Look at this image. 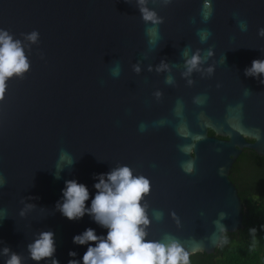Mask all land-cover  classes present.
Returning a JSON list of instances; mask_svg holds the SVG:
<instances>
[{
    "label": "water",
    "instance_id": "1",
    "mask_svg": "<svg viewBox=\"0 0 264 264\" xmlns=\"http://www.w3.org/2000/svg\"><path fill=\"white\" fill-rule=\"evenodd\" d=\"M149 7L163 17L152 34L136 0H0V29L22 41V34L39 33L25 49L30 70L8 80L0 100V249L9 246L22 264H51L32 260L27 249L49 230L59 264H82L88 245L73 237L87 228L106 236L107 229L87 213L69 220L56 204L65 181L75 179L87 186L90 207L98 174L118 165L150 181L142 201L148 239L168 233L190 254H211L225 232L243 227L230 173L245 148L264 156V83L244 71L264 59V0H150ZM204 31L210 36L202 43ZM185 46L189 55L214 53L207 61L213 75L194 72L191 86L181 76ZM162 59L175 85L155 72ZM61 150L75 159L71 166ZM29 202L36 206L21 216Z\"/></svg>",
    "mask_w": 264,
    "mask_h": 264
},
{
    "label": "clouds",
    "instance_id": "2",
    "mask_svg": "<svg viewBox=\"0 0 264 264\" xmlns=\"http://www.w3.org/2000/svg\"><path fill=\"white\" fill-rule=\"evenodd\" d=\"M161 2L166 6L171 0H161ZM149 3L150 0H136V7L142 20L148 26L146 32L152 34L163 23V17L159 16L154 8L149 7ZM240 27L241 30H246V22H242ZM198 35L204 43L210 32L204 31ZM258 35L264 37V27L258 30ZM22 36L23 41L14 39V34L0 29V100L4 99L7 81L13 77L23 79L25 73L30 70V61L25 49L30 50L32 44L38 43L39 33L33 30ZM202 51L196 49L189 55L190 48L185 46L181 53L184 60L181 76L186 79L189 86L194 83L192 79L194 72L200 73L202 77H210L214 73V64H207L208 59L214 54L212 48H208L205 55H202ZM132 68L137 74L142 71L140 62L133 64ZM147 70L153 71V65L149 64ZM154 70L156 73H168L165 83L175 85L176 81L171 75L172 67L169 62L162 59L155 65ZM244 71L246 76L255 77L260 83H264L262 79L264 59H254L251 66L246 67ZM112 74L118 76L119 72L113 70ZM219 86L218 84L217 87ZM246 92L251 91L246 89ZM154 95L159 99L162 92L157 90ZM65 158L68 160V166L75 162L65 150H61L60 159ZM55 175L59 178L57 172ZM97 179L98 182L94 184L97 191L91 199L90 207H86L85 203L90 196L87 186L78 183L75 179L65 181L62 202L58 201L56 204V209L69 220L80 219L87 213L98 225L107 229L106 236H98L94 229L87 228L83 233L73 237V243L88 245L82 257V264H190V252L171 234L166 233L158 240L147 238L149 236L147 229L151 221L146 211L148 204L142 201L150 192L148 178L134 175L128 165H118L107 173L98 174ZM4 183L5 181L0 180V186ZM27 199L30 200L32 197ZM34 206L36 205L30 202L25 203L20 215L24 216L26 210ZM162 215L161 212L154 213L156 219L162 218ZM250 232L254 233L255 229H250ZM27 249L30 258L36 262L50 259L51 264H59L55 258L54 233L50 230L38 232L36 238L27 244ZM76 255L74 251L69 252V256ZM0 256L6 257L5 264H22V256L12 251L9 246L0 249ZM68 264H81V261L71 259Z\"/></svg>",
    "mask_w": 264,
    "mask_h": 264
},
{
    "label": "trees",
    "instance_id": "3",
    "mask_svg": "<svg viewBox=\"0 0 264 264\" xmlns=\"http://www.w3.org/2000/svg\"><path fill=\"white\" fill-rule=\"evenodd\" d=\"M230 179L244 205L243 227L225 232L213 253L190 254V264H264V156L245 148L231 169ZM253 228L254 233L250 232Z\"/></svg>",
    "mask_w": 264,
    "mask_h": 264
}]
</instances>
